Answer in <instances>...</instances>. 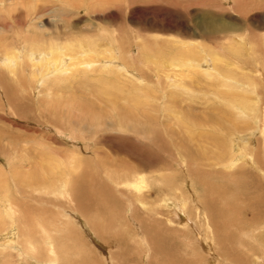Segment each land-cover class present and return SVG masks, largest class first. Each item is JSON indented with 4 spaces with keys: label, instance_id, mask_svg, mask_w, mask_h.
<instances>
[{
    "label": "rangeland",
    "instance_id": "rangeland-1",
    "mask_svg": "<svg viewBox=\"0 0 264 264\" xmlns=\"http://www.w3.org/2000/svg\"><path fill=\"white\" fill-rule=\"evenodd\" d=\"M62 32L68 52L107 44L112 64L41 82L25 58ZM24 34L15 75L0 66V264H264V0L0 5V52ZM178 47L229 78L158 82ZM168 106L190 125L166 136Z\"/></svg>",
    "mask_w": 264,
    "mask_h": 264
},
{
    "label": "bare ground",
    "instance_id": "bare-ground-1",
    "mask_svg": "<svg viewBox=\"0 0 264 264\" xmlns=\"http://www.w3.org/2000/svg\"><path fill=\"white\" fill-rule=\"evenodd\" d=\"M13 0H0V5L2 6V5H5V4H7V3H10V2H12ZM3 2H5V4H3ZM70 5V4H69ZM16 15H14V14H12V15H8V17L11 19V18H14ZM18 16V15H17ZM17 20V19H16ZM15 20V21H16ZM34 22L35 21H31L30 22V24L29 25H33L34 24ZM8 25H10V22H8V21H6V22H2V25H1V27H3L4 29H5V27H7ZM59 33V32H58ZM63 34H65V33H60L59 35H57L58 36V38L57 39H59L60 41H61V43H58V42H56L55 43V45L54 44H52L51 42H49L50 44L49 45H47V46H44L42 43L41 44H37V43H35V46L32 44L31 45V48L32 49H30V54H28L27 55V57L25 58V61H30V67L32 66V68H33V66H44L45 67V69L41 72V69L39 70V73H38V71H36L35 69V71L33 70V74L34 75H40V81L42 82V80H44V78H46V77H48L49 75H51V74H53V73H55V74H61V75H64V74H66V76L67 75H69L70 77H72L71 76V73H73V72H76L77 71V73H80V72H87V71H93V70H99V71H102V70H104V69H107V67H109V66H107L108 64H110L111 63V61L110 60H101V57H102V55L103 54H109V53H111V52H109V51H111V49L110 50H108V45L106 46V45H104V46H102V44H100V43H93V44H87V45H85V43H80L79 45H81V47L80 48H78V50L76 51L75 50V46H74V44L72 43V42H66L65 44L63 43V41H62V39H65V38H62L61 37V35H63ZM25 35V34H24ZM27 36H29V34H27V35H25L24 36V38L22 37L21 39L22 40H20V41H18L19 40V38H18V40H16L15 38H14V46L11 48H8L7 46L6 47H4L3 49H1V52H0V61H2V62H0L1 64H0V66H3L4 68H5V70H6V72L5 73H8V71H9V73H11V72H13L12 74L13 75H15V73L17 72V67H19L20 68V66H21V64H22V62L20 61V59L19 58H21L20 56L21 55H23L24 56V53H25V50H27V48H26V43L28 42V37ZM65 37V36H64ZM68 39V38H67ZM19 42V43H18ZM36 42V41H35ZM40 42V41H39ZM42 42V41H41ZM34 43V42H33ZM107 43V42H106ZM62 44L65 46V47H67L68 46V48H71L72 46H74L72 49H74V50H72L71 51V49H70V51L68 52V48H66V49H68V50H64L63 48H62ZM100 44V45H99ZM17 46L18 47H21L22 48V46H23V48H25V50H19L20 48H17ZM144 47V46H143ZM148 47V46H147ZM149 47H151V46H149ZM132 48V47H131ZM179 48V47H178ZM39 49H40V51H39ZM141 50V49H140ZM143 50V49H142ZM149 50H150V48H145L143 51L144 52H146V53H149ZM156 50V49H155ZM159 51H161V50H159ZM172 51V50H171ZM66 52H68V53H66ZM150 52H151V50H150ZM154 52V51H153ZM166 52V51H165ZM66 53V54H65ZM122 52H120V53H118V54H121ZM172 54H170V58H168L167 56V58L169 59V64H168V68L166 67V68H164L162 71H161V73L159 74V75H156L157 76V79H158V82H159V80H160V77H164L163 75L165 74V76H166V78L164 77V79L165 80H167L169 83H173V84H171V85H176V86H179V84L180 85H184V87H186V80H185V78L187 79V78H191V77H198V76H203V75H206L207 77H209V76H213V77H215L218 81H222V82H224V80L225 79H227V78H229V77H227L225 74H223V70H221V68L220 69H217L216 68V66L214 65V62H213V59H212V63H211V67L208 65H205V64H203L202 62H198V61H203V59L204 58H202V56H201V54L197 51V50H194L193 48L192 49H183V47L182 48H179L177 51H174V49H173V52H171ZM252 53V52H251ZM39 54H41L42 56H41V58H40V60H36L37 58H34V55H39ZM159 54V53H158ZM157 54V55H158ZM144 55H146V54H144ZM143 55V56H144ZM147 56V55H146ZM159 56V55H158ZM164 56V55H163ZM204 56V55H203ZM130 57V59H131V56H129ZM133 57V56H132ZM145 57V56H144ZM199 57H201V60H200V58ZM100 59V60H99ZM147 59H149V56H147ZM154 59V58H153ZM156 59V58H155ZM131 61V60H130ZM157 62V61H156ZM18 63V64H17ZM154 63V62H153ZM208 63H210V62H208ZM17 64V65H16ZM25 64V62L23 63V65ZM112 64V63H111ZM158 64V63H157ZM160 64V63H159ZM120 65V64H119ZM25 66V65H24ZM118 67V66H117ZM210 67V68H209ZM120 68V67H119ZM163 68V67H162ZM112 69V68H111ZM118 69V68H117ZM157 69V68H156ZM152 70H154V69H152ZM170 71H172V72H170ZM40 72H41V74H40ZM109 72V71H108ZM116 72V71H115ZM83 73H82V75H83ZM11 74V75H12ZM32 74V75H33ZM81 74V73H80ZM135 74V73H134ZM100 75V74H99ZM131 76V75H130ZM171 76H174L173 78L174 79H170V77ZM219 76V77H218ZM39 77V76H38ZM118 77H120L119 75H118ZM133 77V76H132ZM247 75L246 74H244V73H241V75L238 77L239 78V81L241 80V81H243V82H245L246 80H247ZM117 78V77H116ZM134 78V77H133ZM196 78H193V80H195ZM209 78H211V77H209ZM254 79V78H253ZM256 79V78H255ZM67 80V79H66ZM209 80V79H208ZM39 81V80H38ZM117 81V80H116ZM216 81V80H215ZM258 81V80H257ZM165 82V81H164ZM193 82V81H192ZM233 82V81H232ZM246 82H248V80L246 81ZM1 83V82H0ZM103 82H101V85L100 86H102L103 88L107 85V83L104 81V83L102 84ZM161 83V82H160ZM165 84V83H164ZM223 84V83H222ZM232 84V83H231ZM248 84H249V82H248ZM241 85H242V83H241ZM170 86V85H169ZM13 87V86H12ZM6 88V87H5ZM135 88V87H134ZM105 90H106V87L104 88ZM184 89V88H183ZM190 89H191V86H190ZM104 90H97V92H99L100 94L102 93H104L103 92ZM110 92H106V93H104V95H108ZM254 93V92H253ZM257 93V92H256ZM176 94V93H175ZM178 94V93H177ZM163 95H165L166 96V94H165V91L163 92L162 91V94H161V96H163ZM174 97H175V95L173 96V97H171L172 99H174ZM157 98H159V97H157ZM234 97H231V99L230 100H232ZM252 98H253V96H252ZM160 99H161V97H160ZM166 99V98H165ZM132 100V99H131ZM163 100V99H162ZM227 100V99H226ZM259 100V99H258ZM240 103H243V101L240 99V100H238ZM16 102V101H15ZM170 102V101H169ZM227 102V101H226ZM232 102V101H231ZM259 102V101H258ZM9 103H10V100H9ZM12 103V102H11ZM132 103V102H131ZM164 103V102H163ZM166 103V102H165ZM141 104L142 103H140V102H136L135 101V103H133V105H135L136 106V108L137 107H140L138 110H140L141 112L143 111V109H142V107H141ZM148 105H149V103H148ZM256 105V104H255ZM144 106V105H143ZM243 106H244V108H245V106H246V103H243ZM243 106H241V107H243ZM165 107V106H164ZM175 107V106H174ZM237 107V106H236ZM235 107V108H236ZM239 107V106H238ZM250 107V106H249ZM248 107V108H249ZM262 107V106H261ZM231 108V107H230ZM251 108H254V105H253V107L251 106ZM256 109H257V107H255ZM118 109V108H117ZM169 109H171V111H173V115H174V117H175V121H174V123L176 122V123H178V124H175L174 125V127H171L170 125H169V123L168 122H166L165 124L163 123V125H165V126H163L162 128H164L163 130H164V132H165V134H166V136L168 135V134H173L174 132H177L178 131V129H180V127H185V128H187L189 125H190V123H187V125L185 124V121L183 120L185 117H183V119H181V113H179V112H177L176 110L174 111L173 110V108H171V107H169L168 106V109L167 110H169ZM240 109V108H239ZM236 110H238V109H236ZM250 110V109H249ZM259 110H260V108H259ZM241 111V110H240ZM239 111V112H240ZM244 111V110H243ZM137 112V111H136ZM242 112V111H241ZM166 113L167 112H165V117H166ZM243 113V112H242ZM256 113H257V111H256ZM170 114V113H169ZM151 114L149 113V114H147V116H150ZM256 115V114H255ZM259 115H260V113H259ZM259 115H258V117L257 118H259ZM262 115V114H261ZM260 115V116H261ZM157 116V115H156ZM164 116V115H163ZM184 116V115H183ZM223 116V115H222ZM168 117V116H167ZM170 117H172V116H170ZM231 117H232V115H231ZM151 118V117H150ZM153 119V118H152ZM163 119V118H162ZM173 119V118H172ZM214 120V119H213ZM245 120V119H244ZM243 120V121H244ZM262 120V119H261ZM218 121H219V119H218ZM220 121H221V119H220ZM219 121V122H220ZM165 122V121H164ZM217 122V121H216ZM219 122H218V124H219ZM224 122H226L225 120H224ZM229 122V121H228ZM149 123H151L152 124V122H151V119H150V121H149ZM195 123V122H194ZM202 123V122H201ZM245 123V122H244ZM217 124V123H216ZM233 124V123H232ZM234 124H235V122H234ZM157 125H159V123L157 124ZM172 125V124H171ZM152 126V125H151ZM195 126V125H194ZM155 127V126H154ZM157 127V126H156ZM178 128V129H174V128ZM233 127H235L234 125H232V128ZM192 128V127H191ZM193 129V128H192ZM264 129V128H263ZM141 130V129H140ZM177 130V131H176ZM243 130V129H242ZM142 131V130H141ZM184 131V130H183ZM190 132H192L191 130L189 131V133ZM204 132V131H203ZM138 134L139 133H141V132H137ZM158 133L160 134V136H161V132H159L158 131ZM206 134V133H205ZM188 136V135H187ZM162 137V136H161ZM169 137V136H168ZM162 140V139H161ZM164 140V139H163ZM180 146V145H179ZM180 148V147H179ZM240 148V147H239ZM187 151V149L185 148L184 149V151ZM233 151V149L231 150V153H233L232 152ZM238 152V151H237ZM204 153V152H203ZM232 158V157H231ZM234 158V157H233ZM240 159V158H239ZM244 159V158H243ZM246 159V158H245ZM232 161V160H231ZM257 161L258 160H256V162H254V163H256L257 164ZM235 162V160H233L231 163L233 164ZM261 168V167H260ZM133 175V174H132ZM134 176H136V173H134ZM128 178V177H127ZM126 181V180H125ZM132 183V182H131ZM28 184H30V181H29V183ZM133 185H136L135 183L133 184ZM18 188V187H17ZM133 196H135L134 197V203H135V207H140V206H142L143 207V203L142 202H138V197L140 198L142 195H138V194H136V195H133ZM166 199V198H165ZM130 201V200H129ZM7 202H9L11 205H15L16 204V202L14 201V200H11L10 198H8L7 199ZM37 202V201H36ZM131 202H132V200H131ZM258 202V201H257ZM258 203H260V202H258ZM262 203V202H261ZM263 203H264V201H263ZM4 204H5V202H0V206H4ZM131 205H132V203H131ZM138 205V206H137ZM253 206V205H252ZM5 208H6V204H5V206H4ZM255 207V206H254ZM197 208V207H196ZM257 208V207H256ZM201 210V209H200ZM197 211V210H196ZM254 211V210H253ZM15 212V211H14ZM17 212V211H16ZM19 212V211H18ZM17 212V213H18ZM179 212V211H178ZM182 212V211H181ZM181 212H179V213H181ZM201 212V211H200ZM197 213V215H196V217H198V219H199V222L202 224V222H203V218H201V213H198V212H196ZM177 214V213H176ZM183 214V216L187 219V216L189 215L188 213L186 214L185 212H183L182 213ZM7 215V214H6ZM262 215V214H261ZM179 217H181L180 215H179ZM260 219V218H259ZM188 220V219H187ZM256 220V219H255ZM15 221V220H14ZM264 221V220H263ZM194 224V223H193ZM257 224H259V223H257ZM192 225V224H191ZM203 226V225H202ZM256 226V225H255ZM198 227V226H197ZM230 227V226H229ZM241 227V226H240ZM258 227V226H257ZM257 227H255L256 229H257ZM262 227V226H261ZM228 228V227H227ZM255 228H254V230L253 231H255ZM259 229H260V227H258ZM13 229V228H12ZM194 229V228H193ZM211 229V228H210ZM206 230V229H205ZM252 229H250V231H251ZM210 231V230H209ZM248 231V230H247ZM249 231V232H250ZM257 231H258V229H257ZM197 232V231H196ZM256 233V232H255ZM251 234V233H250ZM15 235V234H14ZM246 235V234H245ZM252 235H253V232H252ZM260 236H261V241H264V233L263 234H260ZM204 239L207 241V244H208V237L205 235L204 236ZM251 239V238H250ZM7 241V240H6ZM240 241V240H239ZM260 241V240H259ZM205 242V241H204ZM7 243V242H6ZM208 246H210V243L208 244ZM241 246H242V244H241ZM213 250V252H212V257H214V258H216L217 257V259H218V257H220L219 256V252H218V250H217V252H218V254H216V250L215 249H212ZM215 250V251H214ZM253 255V254H252ZM224 259H226V258H224ZM222 261H224V260H222Z\"/></svg>",
    "mask_w": 264,
    "mask_h": 264
}]
</instances>
